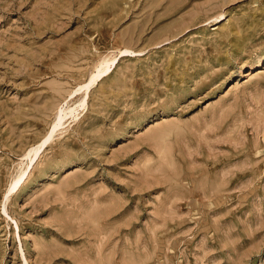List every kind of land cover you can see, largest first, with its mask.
Instances as JSON below:
<instances>
[{"label": "rangeland", "instance_id": "1", "mask_svg": "<svg viewBox=\"0 0 264 264\" xmlns=\"http://www.w3.org/2000/svg\"><path fill=\"white\" fill-rule=\"evenodd\" d=\"M0 264H264V0H0Z\"/></svg>", "mask_w": 264, "mask_h": 264}]
</instances>
